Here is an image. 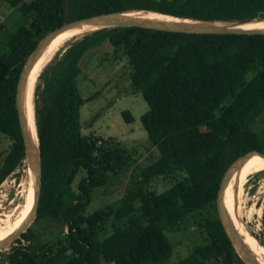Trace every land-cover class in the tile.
<instances>
[{
  "label": "trees",
  "instance_id": "trees-1",
  "mask_svg": "<svg viewBox=\"0 0 264 264\" xmlns=\"http://www.w3.org/2000/svg\"><path fill=\"white\" fill-rule=\"evenodd\" d=\"M4 1L26 22L8 33L0 51V133L12 141L0 154V186L27 169L17 84L28 58L50 32L95 15L139 10L209 22L264 20V0ZM105 42L114 53L123 51L130 91L149 106L141 121L158 156L144 166L137 164L136 150L113 138L83 134L81 108L98 93L81 96V63ZM33 110L42 154V191L33 223L49 219L67 232L54 242H38L30 227L0 264H166L173 253L166 232L180 231L189 218L200 220L209 242L175 264H246L222 225L217 195L237 158L253 150L264 153V124H258L264 119V35L127 26L90 31L69 40L43 67ZM130 168L134 182L121 199L89 212L93 190ZM254 173L264 174V165L245 168L232 181L231 204ZM158 179L171 186L158 193L151 189Z\"/></svg>",
  "mask_w": 264,
  "mask_h": 264
},
{
  "label": "rangeland",
  "instance_id": "rangeland-1",
  "mask_svg": "<svg viewBox=\"0 0 264 264\" xmlns=\"http://www.w3.org/2000/svg\"><path fill=\"white\" fill-rule=\"evenodd\" d=\"M24 1L31 2L33 0ZM25 22L26 18L19 13L17 8H13L4 0H0V25L4 26V29L0 30V51H2L8 33H13ZM122 52L114 53V49L105 42L100 47L92 49L83 58L81 63L83 74L79 77L80 94L85 99L94 97L96 93L98 96L83 104L81 125L83 134L86 136L113 138L125 148L136 150L137 164L144 166L155 160L158 152L148 143V135L141 121L142 115L149 110L148 103L140 93L130 91L128 60L126 56L120 60ZM55 53L50 56V59ZM126 113L131 116L129 121L126 119ZM258 124L263 125L264 119L260 120ZM11 144L12 141L0 133V154L4 155ZM132 170L133 168H130L120 179L111 181L109 185L93 190L92 203L88 211L94 212L102 207L117 203L133 185ZM17 173H20V177L11 175L0 186V230L9 227L12 218L19 215L29 192V167L27 166V169L22 170V172L18 170ZM83 174L84 172L81 171L77 175L73 183L74 189H76ZM170 186V184L158 179L151 186V189L160 193ZM240 205V214L242 219L244 218L243 221L248 230L264 247V174L257 176V173H254L248 177ZM200 223L197 218H189L183 222L180 231L166 232V236L173 246V253L166 264L177 263L190 255L197 245L209 242L207 233L204 229L202 230ZM30 227L38 242H54L65 236L67 232L65 226L55 224L49 219L32 223ZM18 239L21 237L17 238L14 244L17 243ZM14 244L0 251L1 260L5 257L3 254H6ZM103 264L111 263L103 262ZM205 264L220 263L208 262Z\"/></svg>",
  "mask_w": 264,
  "mask_h": 264
},
{
  "label": "water",
  "instance_id": "water-1",
  "mask_svg": "<svg viewBox=\"0 0 264 264\" xmlns=\"http://www.w3.org/2000/svg\"><path fill=\"white\" fill-rule=\"evenodd\" d=\"M132 12V11H131ZM126 13H107L95 15L87 18H83L80 20H75L72 22H68L63 26L55 29L50 32L47 36H45L37 45L31 56L28 58L23 70L19 76L17 91H16V108L18 112L22 138L25 146V152L27 156V166L30 167L31 158L34 160V166L36 169V187H35V196L32 209L27 220L22 224L20 228H18L15 232L9 235L4 240L0 241V251L8 248L17 238H20L23 233H25L31 226V224L36 220L38 215V208L40 202V195L42 191V154L39 148V144L35 145L30 137L27 122L25 120L22 104L25 86L29 77V73L31 68L37 61L40 52L43 48L54 38L59 36L60 34L75 29L79 26L85 25H93L96 23H100L96 29L105 28V27H116V26H127V27H138V28H146V29H154L175 33H185V34H238V35H264V29H243V28H231V25H244L252 22H261V21H252V22H209V21H200V20H192V19H184L190 20L193 22L192 24H179V23H171V22H157V21H146L144 19H139L133 16H127ZM178 18V17H176ZM95 29V30H96ZM36 128V126H35ZM260 155L264 157V153L258 150L250 151L243 156L237 158L226 170L224 177L222 179L218 195H217V210L222 222V225L230 238L236 252L240 256V258L246 264H259L256 259L251 254L245 240L242 236L237 233L234 228L229 216L227 214V210L222 202V192L231 177L232 173L248 158ZM224 217H227L229 224L231 225V232L228 226L225 223Z\"/></svg>",
  "mask_w": 264,
  "mask_h": 264
},
{
  "label": "bare ground",
  "instance_id": "bare-ground-1",
  "mask_svg": "<svg viewBox=\"0 0 264 264\" xmlns=\"http://www.w3.org/2000/svg\"><path fill=\"white\" fill-rule=\"evenodd\" d=\"M127 16H133L139 19H144L146 21H157V22H171V23H179V24H192L190 20H184L180 18H176L169 15H164L152 11H133L126 13ZM98 26H100V23H96L93 25H85V26H79L75 29L66 31L53 40H51L40 52L39 57L33 67L31 68V71L29 73V77L25 86L24 91V97H23V104H22V110L25 117V120L27 122L28 130L30 137L35 145H38V137L36 133L35 128V120H34V110H33V93L35 84L38 78L39 73L43 69V67L50 61V56L55 53L56 51L60 50L61 47H63L69 40L80 36L82 34H85L87 32L95 30ZM231 28H243V29H264V20L261 22H252L244 25H231L229 26ZM32 91V93H31ZM31 94V96H30ZM28 105H29V112H28ZM255 157H258L256 159H253ZM253 159V160H251ZM251 160V161H249ZM249 161V162H248ZM247 162V163H246ZM256 165H264V157L260 155L252 156L248 159H246L231 175L229 178L223 192L221 195L222 202L224 207L227 210V214L229 216V219L231 220V223L233 224L234 230L239 233L240 236H242L245 240V243L247 244L251 254L256 259V261L259 264H264V247L261 246L257 240L252 236L250 231L248 230V227L246 223L243 221L241 214H240V200L243 195L244 187L240 191V193L236 196L233 203L231 204L230 201V188L231 183L235 179V177L245 168L256 166ZM29 173L30 175V188L29 192L26 197V201L24 206L22 207V210L20 211L19 215L16 218H12L11 224L9 227L4 228L0 230V241L7 238L9 235H11L13 232H15L18 228L24 224V222L27 220L30 211L33 206L34 202V196H35V187H36V169L34 166V160L31 158L30 161V167H29ZM20 183V182H19ZM29 184V183H28ZM22 185V184H21ZM24 191V190H23ZM240 199V200H239ZM243 202V201H242ZM239 206V207H238ZM244 207V206H243ZM15 210V209H14ZM259 217V216H258ZM225 223L230 229L231 232V225L228 222L227 217H224ZM248 219V218H247ZM232 233V232H231ZM233 235V233H232Z\"/></svg>",
  "mask_w": 264,
  "mask_h": 264
},
{
  "label": "built area",
  "instance_id": "built-area-1",
  "mask_svg": "<svg viewBox=\"0 0 264 264\" xmlns=\"http://www.w3.org/2000/svg\"><path fill=\"white\" fill-rule=\"evenodd\" d=\"M18 171V170H17Z\"/></svg>",
  "mask_w": 264,
  "mask_h": 264
}]
</instances>
